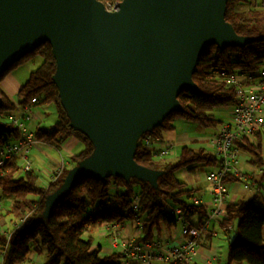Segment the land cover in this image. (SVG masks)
<instances>
[{
	"label": "trees",
	"instance_id": "16d2710c",
	"mask_svg": "<svg viewBox=\"0 0 264 264\" xmlns=\"http://www.w3.org/2000/svg\"><path fill=\"white\" fill-rule=\"evenodd\" d=\"M100 1L106 4L120 0ZM225 20L235 33L252 40L242 47L225 46L220 49L214 44L208 45L192 74L200 92L181 91L177 96L181 110L171 112L161 125L155 127L150 133L153 137L162 138L173 130L176 119L216 130L222 123L212 111L229 109L234 103L236 87L230 82V77L254 75L264 66V6L256 0H227ZM35 56L40 57L41 62L29 72L15 98H9L0 89V145L17 139L20 134L17 126L6 119L8 113L24 107L49 105L57 119L48 128H35L36 142L58 147L67 138L74 137L82 148L70 156L69 165L63 167L54 182L42 186L37 183L38 175L34 170L18 173L20 160L17 157L7 160L0 168V217H7L10 221L6 228L0 224V264H24L31 250L39 255L44 251L43 264H121L123 255L120 252L102 255L100 245L94 246L93 238L88 234L92 228L105 222L112 225L130 221L136 214L139 220L136 241L143 243L155 240V232L160 225L167 228L177 225L170 208H180L191 224L202 223L206 208L202 203L192 201L197 190L188 187L175 174L179 169L195 164L216 166L218 158L213 152L188 143L182 144L176 158L171 160L159 155L155 146L146 147L142 137L137 141L134 159L142 166L161 171L156 187L133 177L124 180L110 176L99 180L83 176L74 183L70 193L45 215L46 197L61 184L69 168L92 152L93 146L83 132L70 126L57 87L51 80L55 61L47 42L14 62L3 72L0 80ZM234 145L248 155L250 164L256 168L264 167L260 133H255L252 140L245 136L237 138ZM229 181H237V178L230 176L224 180ZM257 191L264 192V184L260 180ZM3 201L6 206H3ZM134 203L135 209L132 208ZM225 211L226 217L219 220L218 225L221 229L231 226L233 230L226 249V264H264V209L251 198L227 202Z\"/></svg>",
	"mask_w": 264,
	"mask_h": 264
},
{
	"label": "water",
	"instance_id": "95a60500",
	"mask_svg": "<svg viewBox=\"0 0 264 264\" xmlns=\"http://www.w3.org/2000/svg\"><path fill=\"white\" fill-rule=\"evenodd\" d=\"M226 2L120 0L108 10L100 0H0V76L47 42L70 126L93 146L46 197L45 215L83 176L157 186L161 171L134 159L138 139L181 110V91L200 92L192 74L208 45L252 40L225 20Z\"/></svg>",
	"mask_w": 264,
	"mask_h": 264
},
{
	"label": "built area",
	"instance_id": "2783aa9c",
	"mask_svg": "<svg viewBox=\"0 0 264 264\" xmlns=\"http://www.w3.org/2000/svg\"><path fill=\"white\" fill-rule=\"evenodd\" d=\"M256 2L264 6V0H256ZM117 3H106L105 7L108 10H114ZM230 82L234 83L236 87L234 103L230 107V118L223 122L209 137L212 152L219 161L216 169L207 174V192L211 197L212 205L206 208L205 219L198 225L189 223L184 218L180 208H170V213L176 217L181 241L178 245L167 247L164 257L160 255L162 264L189 263L196 254L198 242L208 230L210 222L219 221L226 217L225 206L228 202L224 185L226 178L230 176L237 178L244 189H258L259 180L255 177L256 175L241 172L238 169L240 150L235 147L234 141L242 136L252 140L255 133L264 132V116L261 114L264 105V66L254 75L231 76ZM29 110V107L22 108L21 116L29 119ZM11 122L17 126L20 134L17 139L0 145V168L7 160L17 157L20 160L18 173L33 171L28 153L36 143L34 134L18 123V117H13ZM141 137L143 144L148 148L161 144L160 148L157 147L156 149L155 147L161 156H168L174 149L172 141H163L159 137H153L150 133H145ZM63 167V165H59L53 169L48 176V183L54 182L61 175ZM260 173L258 172V174ZM192 201L201 204L196 195L192 197ZM132 208H136V203L133 204ZM129 222L138 228L139 220L136 214ZM124 223L112 225L107 222L102 223L109 231V241L113 248H117L118 252L123 255V263L153 264L152 260L156 251L163 247V242L153 240L139 243L135 236L122 238L119 231ZM223 229V232H230L231 226Z\"/></svg>",
	"mask_w": 264,
	"mask_h": 264
},
{
	"label": "crops",
	"instance_id": "0c3cea01",
	"mask_svg": "<svg viewBox=\"0 0 264 264\" xmlns=\"http://www.w3.org/2000/svg\"><path fill=\"white\" fill-rule=\"evenodd\" d=\"M40 64V63H39ZM38 64V65H39ZM37 65V66H38ZM36 66V65H35ZM32 71V70H31ZM10 73H7L0 80V89L11 99L15 98L17 90L24 83L22 81L16 79H10ZM11 87V88H10ZM41 107H30L29 110V119L34 123L33 128H36L35 122H43V114L40 111ZM215 111H218L216 109ZM220 111V109H219ZM224 115L220 114L217 118L221 120V123L225 122L230 118V108L223 109ZM22 109H16L13 112L7 114V120H11L13 117H18V123L25 126L26 130L29 132H34L35 129H30L26 123H24V119L22 115ZM261 114L264 116V105L262 106ZM26 119V118H25ZM221 125V124H220ZM219 125V126H220ZM38 126H41L38 124ZM50 126V125H49ZM192 128V132H181L175 133L173 130L167 132L163 135L161 140L172 141L174 143V156L173 159L176 158L178 149L182 144L193 143L197 147H203L208 151L212 152V145L210 144L209 137L211 134L216 131L212 130L211 132H206L207 129L200 128ZM157 147H161V144L155 145ZM82 146L78 142V140L74 137L67 138L60 146L52 147L46 145L44 143L36 142L33 147L30 149L28 153L29 160L33 166V170L35 173L41 172L44 176L47 177L53 171V169L57 166H68L70 156L78 153L81 150ZM264 157V154H263ZM248 155L240 151L239 153V161H238V169L241 172H247L249 174L256 175L255 177L264 184V180L261 181V177L264 173V167L256 168L254 165L248 162ZM216 166H207L203 164H195L189 167H186L185 180L188 187L197 190L195 192L196 196L199 198L201 203L205 208H209L212 205L211 197L207 192V174L214 171ZM260 169V170H259ZM258 172L260 174H258ZM46 183V184H47ZM45 185V184H44ZM225 189L227 192V201L228 202H236L239 200H246L254 198L255 203L264 209V192L259 193L257 189H244L238 181H229L224 182ZM257 192V193H256ZM108 229L100 224L89 231V235L92 236L95 245H100L101 250L100 253L102 255H107L112 251H118L117 248H113L111 242L109 241V231ZM120 237L129 238L131 236L138 237L139 231L135 225L131 222L126 221L120 229ZM157 235L155 240H161L163 242V247L156 251L155 257L152 260L153 264H162V260L159 258L161 256L166 255L167 247L172 245H178L181 241L180 231L178 224L174 227L167 228L163 225L159 226L158 232H155ZM264 234V228H263ZM230 234H226L219 227L218 221H211L208 230L201 236L198 246L196 249V254L192 258V260L187 264H226V249L228 245V241L230 240ZM44 251L39 255L34 250H31L27 255V261L24 264H43L45 261V257L43 256ZM123 260V258H122ZM121 264H124L121 261ZM235 264V263H232Z\"/></svg>",
	"mask_w": 264,
	"mask_h": 264
},
{
	"label": "rangeland",
	"instance_id": "374dc122",
	"mask_svg": "<svg viewBox=\"0 0 264 264\" xmlns=\"http://www.w3.org/2000/svg\"><path fill=\"white\" fill-rule=\"evenodd\" d=\"M41 62V59L40 57L38 56H35L34 58H32L31 60H28L26 62H23L21 64H19L17 67H15L14 69H12L9 73L11 74L10 75V79H16V80H19V81H22L24 82L28 75H29V72L33 69H35L37 67V65ZM36 65V66H35ZM12 76V77H11ZM11 88V87H10ZM216 109H214L212 111V114L215 115L216 118H219L218 116L220 114L224 115V111L223 109H218V111H215ZM40 111L42 112L43 114V122H38V121H34L35 122V125L36 127H43V128H48L49 125H51L54 121H56L57 119V116H56V113L54 111V109L49 106V105H44V106H41L40 108ZM24 119V123L27 124V126L30 127V129H35L33 128L34 126V123L32 121H30V119ZM38 124H40L41 126H38ZM192 128H197L195 124L193 123H189V122H185V121H182V120H174V129L172 132H175V133H181V132H189L191 133L192 132ZM212 130L210 129H207L206 132H211ZM262 135V147H263V150H264V132H261L260 133ZM174 150L175 148L173 149V151L169 154V156H174ZM264 154V153H263ZM169 159H173L172 157H169ZM185 174H186V167L184 168H181L179 169L177 172H176V177L181 180V181H186L185 180ZM38 175V179H37V183L39 185H44L47 183V177L44 176L41 172H38L37 173ZM242 186V184H240ZM263 193V192H262ZM3 206H6V202L3 201ZM5 209L2 210V212L4 211ZM4 224V227H8L9 226V223L10 221L8 220L7 217L5 218H1L0 217V224ZM1 227V226H0ZM230 236L232 237L233 235V230H231L229 232ZM228 234V235H229ZM85 237V235H83Z\"/></svg>",
	"mask_w": 264,
	"mask_h": 264
},
{
	"label": "bare ground",
	"instance_id": "6f19581e",
	"mask_svg": "<svg viewBox=\"0 0 264 264\" xmlns=\"http://www.w3.org/2000/svg\"><path fill=\"white\" fill-rule=\"evenodd\" d=\"M105 4V3H104Z\"/></svg>",
	"mask_w": 264,
	"mask_h": 264
}]
</instances>
